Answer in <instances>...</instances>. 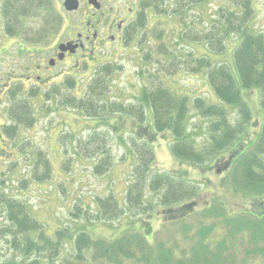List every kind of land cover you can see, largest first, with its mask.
<instances>
[{"label":"trees","instance_id":"obj_1","mask_svg":"<svg viewBox=\"0 0 264 264\" xmlns=\"http://www.w3.org/2000/svg\"><path fill=\"white\" fill-rule=\"evenodd\" d=\"M31 2L37 6V9L47 7L44 0H31ZM209 4L210 0H159V4L155 9H152L154 15H161L165 18V24L168 26L157 28L155 34L153 31L138 41L140 51L142 50L140 60L143 65H149V67L147 71L143 70V66L141 67L144 84L137 94L136 102L128 105H123L120 101L110 102L108 88L102 82L113 74V69L109 67H104L102 71L98 72V76H95L94 81L88 85L83 96L73 98V106L79 111H85L90 116L96 117V113L100 109L113 115L112 118H116L114 122L111 121L112 118L96 120L109 127L108 133H117L120 138H123L122 131L115 122L120 119L127 121L128 118L132 120L127 133L133 137L128 138L127 143L125 142V150L127 155L134 154L137 157L135 165L137 169L135 180L137 182L133 188L134 195H130L131 204L127 209L116 202V209L105 211V213L101 212L100 218L102 215L105 219L112 218L119 213L131 211L139 204L145 203L146 200L150 201L156 195L166 205L174 202H191L185 204L189 208L196 202L193 201L197 195L193 187L182 182L176 183V178L171 174L150 175L151 164L154 160L142 158V153L150 158L155 157L152 146L155 136L157 133L167 130L172 132L174 156L193 163H200L205 158L206 151L189 138L190 132L186 129L190 109L199 110L203 118L210 121V128L216 131L215 139L211 140V148L208 149L211 154L228 147L240 128L230 130V126L227 124V108L233 107L240 111L244 125L246 119H248L246 124L249 122L251 110L242 97L241 89H243L242 87L249 89L251 85H254L264 91V34L256 32L258 30L254 27V18L256 19L258 16V0H225L214 14L208 11ZM150 8V4H147L141 11L140 26L142 29H145L149 23V13L145 10ZM166 29H169L170 33H167ZM233 34L241 37L239 46L233 52L239 80L234 77L235 75L228 64H214L210 56L211 52H223L226 49L228 36ZM154 44H157L158 53L156 49H153ZM155 62H158L165 70L153 71L152 67ZM184 70L207 75V80L219 101L209 102L198 96L190 99V93L183 87V91L179 93L162 79V75L167 74L166 72L180 73ZM104 97L106 102L103 101ZM99 101H103L104 104ZM146 107H150L153 112L152 127H149L146 122ZM143 134L147 135V138L150 134L153 140L150 141L146 137L139 138ZM98 136H100V141L95 140ZM111 140L110 136L105 133L86 135L81 141H78L76 148L73 147V151L77 152L76 161L82 163L81 152L88 157L93 153L96 157L95 163H98L96 170L110 169L113 163L112 144L109 143ZM254 147L252 152L241 155L242 158H246V161L241 162V158L238 166H244V169L241 168V170L247 180L246 187H254V191L264 194V159L261 157L264 154V125L251 143V149ZM199 149L202 150V153ZM30 155L33 174H43V176H36L34 179H43L42 182L51 179L56 170L58 174H63L62 166L65 167L70 160V157L64 158V154H61L62 166L60 167V164L54 166L47 153L39 147L30 151ZM23 183L25 184V181ZM126 199H128V195ZM0 207L3 208L8 225L1 228L0 232L14 236V246L21 250L23 256L26 253L23 247H26L27 250L48 248L50 252L52 249L55 251L53 242L42 240L49 246L38 247L36 241L33 240L32 233L40 230L41 225L30 213L29 206L25 202L3 193L0 194ZM203 214L211 216V218L221 217L225 221L233 219V232H221L220 224L215 221L197 222L189 225L187 231L194 233L190 236V241L194 245L191 246L190 252H184L183 257L179 261H175V264H227V260L219 252L222 251V243L225 241L232 245L237 252L238 260L233 259L231 264H243L240 259L242 251L240 246L245 241L256 245L252 251L245 248V256L261 254L264 257V208L261 203L254 212L237 216L236 219L226 217L223 209L216 205L206 208ZM225 225L228 226L229 223L226 222ZM84 227H81L84 231L75 232L73 235L68 234L66 239H71L70 241L73 243L74 236L77 235L79 250L86 248L89 251L96 248L98 252L104 249L103 253L97 254L101 262L94 264H107L106 260L109 259H113L114 262L125 259L131 261V264H171V260L175 256L172 251L165 249H161L159 254L153 249L152 253L145 254L141 248H149L148 243L140 238L139 234L129 231L119 232L120 237L113 240L114 243L103 247L106 245L105 241L91 243L89 237H86L87 233ZM163 251L166 255L164 260L162 259ZM105 254H108L107 258H104ZM44 255L42 250L41 257L22 264H57L59 254L55 258L50 255L42 258Z\"/></svg>","mask_w":264,"mask_h":264},{"label":"rangeland","instance_id":"obj_2","mask_svg":"<svg viewBox=\"0 0 264 264\" xmlns=\"http://www.w3.org/2000/svg\"><path fill=\"white\" fill-rule=\"evenodd\" d=\"M224 1L225 0H210L208 11L214 14L219 8V5ZM53 13L54 10H35L34 15L30 17L27 33H31L32 37L48 33L49 31L47 30L51 29L53 26ZM3 22L4 20L0 11V31L1 27L4 26ZM149 25H151L148 32L149 34L153 31L155 34V30L157 28L161 29L164 25L168 26V24L162 25L161 23H157L155 18L150 21ZM254 27L258 30L256 32L264 34V7L261 2H259V15L256 19L254 18ZM166 31L167 33H170L169 29H166ZM239 39H241V37L237 34L228 36V39L226 40L227 48L223 53H217L218 56H225L229 59L228 63L232 66H234L233 51L239 44ZM153 49H156L157 53L159 52L157 44H154ZM15 50L16 47L13 49V52H15ZM0 52H3V50L0 49ZM115 54L116 55L113 59L118 65V72L116 73L117 77L113 80L114 86L109 88V92L111 93L112 98H119L122 102H135L136 95L134 93L137 91V87L135 85L142 82L140 76L141 67L143 66V70L147 71L149 65L142 64L140 60L142 57V50L140 51L137 44L132 45L127 50H122L120 52L117 50ZM217 55L211 54V59L214 61V64L222 62L221 57H218ZM16 58L18 59V57ZM11 59L12 58H8L6 56L2 58V61L0 59V77L6 74V72L11 68V66L8 65V62ZM98 66L99 65H94V68L90 70L84 68L76 71L79 75L80 86L84 83V79H87L88 76L91 77L95 74ZM61 67L62 69L67 70L70 66L63 64ZM18 69L19 68L16 70ZM152 69L153 71L159 69L160 72L165 70V68L159 65L158 62H155ZM166 73L167 74L162 75V79L168 83L173 90L181 93V91H183V87L185 90H192L191 92L189 91L191 95L190 99H194L196 98L195 96H198L205 98L209 102L217 101V96L214 92H212V88L207 83L206 75L204 73H191L187 70L184 71V74H182V72ZM200 78L201 80H204L205 88L202 86L197 90V93L193 92L194 87L200 83L198 81ZM3 80L5 79H0V81ZM103 84L105 85V83ZM242 88V92H248L250 94V97L247 98V100L250 103L251 110L249 133L250 136H252L255 134L253 122H259V124L264 122V91L262 88L254 85H251L249 89H244L245 87ZM44 90L46 95L49 96L46 98L48 103L43 102L44 107L47 109L43 110L40 108L37 110L38 105L36 107L34 106L36 109V115L39 118V124L32 135L36 140L43 139L44 143H42V147L48 151L51 148L56 149L55 144L49 140V137L52 135L54 138L57 131L63 126L64 120L71 119V116L69 115L71 108L65 107L64 103V97L65 94L69 92L68 90H62L61 95L58 93L56 99L52 95L51 91L48 89ZM5 94H7V92H4L0 98V105L2 106H0V122L4 121L2 112L4 111L3 100L5 99ZM99 103H103V101H99ZM226 113L228 116L227 124L231 125L230 130L233 128H240L231 140V146L229 145L230 147L228 146L223 150L215 151V153L211 154L208 149L211 148V140L215 139L216 131H214L213 128H210V121L203 118L199 110L192 108L188 111L189 121L186 124V129L190 132L189 138L192 139L197 146H200L201 149L206 151L205 158L200 163H193L191 161L180 163L179 158L177 159L173 156L171 144L169 143L172 141V132L169 130L165 131L162 135L159 134L158 140L154 143L155 157L150 158L149 156H144L142 153V158L146 160H154L151 164L152 171L149 173L150 175L177 172L179 173L177 175L186 177L193 182V185L191 183L189 185L196 190L197 195L194 200L199 199V201L192 204L190 209L183 210L184 216L187 218L186 222H212L211 216H205L203 212L206 208L212 205L213 201L225 205L226 208L233 213H240L245 208H250V205L254 203L255 199L262 200L264 204V194L254 191V187H246L247 180L245 179L244 174H242V172L234 174L235 172H233V167L231 171L228 169L224 173H221L217 168L215 170L206 171L197 167L199 165H204L206 167L217 158H222L219 162L227 159L231 155L230 151L234 148L236 142L239 141L240 137H243V133H240L247 127L249 122L247 124L246 122L248 119H246L244 125L243 116L240 111L234 109L233 107L229 108V112L227 111ZM65 114L68 115L66 116ZM96 115V117L93 116L95 119L101 118L103 120L113 117V115L102 111L101 109L98 113H96ZM146 115H148V113H146ZM115 123L122 131L121 136H123V138H120L117 133H108L107 130H109V128L103 124L100 125V127H93L97 133L107 132L105 135H109L112 139L109 141V143L112 144V169H102L100 171L96 170V165L98 163H95L96 157L93 153H91L90 159H87L90 162L84 159L86 162L79 164L76 159H70L65 167L62 166V171L67 172L64 174H58V171L56 170V178L53 179L55 181H49L43 185H39L35 181L24 184L23 180L27 179L29 174L28 172H31L28 168L25 171V168L28 167L25 162L27 161V156L23 155L21 151L17 154H10L9 152L12 147H8L6 143H0L1 149L3 150V152L0 151V171L2 170L3 172V174H0V194L4 193L18 200H22V202H25L29 206L30 213L41 225L40 230L32 233V238L36 241L38 247L49 246L46 242H42V240H49L53 242L54 249L57 252H55L52 247H50V249H52L51 252L48 248H42L43 254H45L42 258H45L48 255L55 258L56 255L59 254L57 264H94L101 262L98 258L99 255L97 254L103 253L104 249L98 252L96 248H92L89 251L86 248L79 250L76 238L77 235L74 236L73 243L70 241L71 239H66L68 234L73 235L75 232L84 231L81 229V227L84 226L87 233L86 237H89L91 243L102 240L105 241L106 244L103 245V247L114 243L113 240L120 237V234H118L119 230L121 228H125L133 229L134 232H138L140 230V232L145 233L147 231L148 235L155 231L152 243H161V238H163V240L165 239L167 241V244H164L165 247L177 250L176 258L183 256L184 252H190L192 245L188 241H178L174 235H169L167 237L165 233L168 228H163L162 230L157 231L161 228L160 224L164 219V213L161 211L163 207L157 200H146L145 203H141L131 211H127V214L119 213L118 215L107 219H105L102 215L100 218L101 212L105 213V211L115 210L117 207L116 202H118L120 206H124L123 208L127 209L128 205L131 204L130 195H134L133 188L135 187V182H137V180H135V174H137V169L135 167L137 159L136 157L130 158L132 155H127L125 150V142L127 143L128 138L133 137L129 133L125 132L131 127L129 124L131 122L120 119ZM147 123L149 124V120H147ZM72 125L76 126L80 125V123L75 121L72 122ZM67 128L70 130L68 126ZM139 138H143V136ZM95 140L100 141V136L95 138ZM201 149H199L200 153H202ZM240 149L241 151L236 156L237 158L244 152L246 153L249 149H251V146L244 148L241 146ZM254 149L255 147L252 148L249 153ZM62 151L64 154L67 153L69 157L71 156L69 153L70 147L64 146ZM257 155H259V153H257ZM52 156L55 158V163L57 164L60 156L56 157L54 154H52ZM261 157L264 159V154L261 155ZM74 161L76 162L73 163ZM243 161H246V158H242L241 162ZM238 162L235 163V166H238ZM9 165L15 166L8 167ZM223 166L226 165L222 164V167ZM71 167H73L72 173H70L71 170L69 171ZM236 168L244 169V166L239 165ZM236 168H234V170H236ZM125 194L128 195V199H126V201H124L126 197ZM182 203L185 202H180V205L174 206L180 207L182 206ZM166 206H169V204ZM195 210H198V212H195ZM150 212L151 215H149ZM192 212L195 214L191 215ZM7 226L6 215L3 212V208L0 207V230L1 228ZM171 226L178 228V234L180 236L190 235L189 231L186 232L181 229L182 225L181 220L179 219L174 221ZM60 227H64L66 229L63 230V228L61 229ZM125 234L128 235L129 233ZM140 238L143 239V236H140ZM13 239V235L9 236L5 235L4 232H0V264H22L23 262H30L35 258L41 257L42 250H27L26 247H23L26 251L23 256L21 250L16 249L14 246ZM153 245L156 246L155 244ZM240 248H246L252 251L256 248V245L245 241ZM141 249L145 254L152 253L151 247H144ZM225 251L226 248H223L221 256L227 260V264H231V251ZM164 252L165 251L162 252L163 260L166 256ZM107 257L108 254H105L104 258ZM240 259L243 264H264V257L261 254L245 256L244 251H241ZM106 261L107 264H131V261H126L125 259H121L116 262H114L113 259ZM171 264H175V260L173 258L171 260Z\"/></svg>","mask_w":264,"mask_h":264},{"label":"flooded vegetation","instance_id":"obj_3","mask_svg":"<svg viewBox=\"0 0 264 264\" xmlns=\"http://www.w3.org/2000/svg\"><path fill=\"white\" fill-rule=\"evenodd\" d=\"M78 2L79 8L75 11H67L64 0L52 2L54 19L58 24L47 40L41 37L32 41H27V37L13 38L14 32L7 27H1L0 39L3 43L0 49L3 52H0V56L12 57L8 62L11 66L10 73L0 77L5 79L0 81V98L7 92L4 100L8 104L23 103L25 109L33 108L34 111V106L38 105L37 110H46L42 104L48 103L46 98L49 96L44 89L51 91L56 99L65 87L63 80L66 77L71 76L78 82V75L75 74L77 70L89 69L93 64L98 65L106 61L102 58L115 56L117 50H122L127 42L138 36L143 5L147 2L152 6L157 4V0ZM22 16L18 14L20 26L16 28L15 34L26 36L27 28L21 26L24 24ZM63 64L70 67L64 70L61 67ZM17 68L19 72L15 73ZM3 125L4 122H0V127ZM7 142L0 133V143ZM9 144L16 145L17 141L13 140ZM167 211L176 213L175 209Z\"/></svg>","mask_w":264,"mask_h":264}]
</instances>
